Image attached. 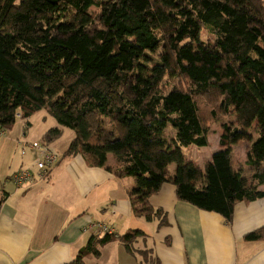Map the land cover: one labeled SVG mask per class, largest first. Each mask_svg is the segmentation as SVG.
Returning <instances> with one entry per match:
<instances>
[{
	"label": "trees",
	"instance_id": "trees-1",
	"mask_svg": "<svg viewBox=\"0 0 264 264\" xmlns=\"http://www.w3.org/2000/svg\"><path fill=\"white\" fill-rule=\"evenodd\" d=\"M41 109L57 122L45 140L67 127L65 154L133 179L136 215L152 218L148 197L170 180L179 200L230 222L237 203L264 197V0H0V131ZM230 115L204 169L184 156ZM253 124L245 175L230 140ZM111 239L93 237L69 264ZM245 239L264 240V224Z\"/></svg>",
	"mask_w": 264,
	"mask_h": 264
},
{
	"label": "crops",
	"instance_id": "crops-1",
	"mask_svg": "<svg viewBox=\"0 0 264 264\" xmlns=\"http://www.w3.org/2000/svg\"><path fill=\"white\" fill-rule=\"evenodd\" d=\"M29 121L0 131V264H69L93 237L108 234L97 223L113 239L95 242L99 253L84 254L86 264H264V240L245 239L264 224V198L237 203L227 222L219 213L179 200L167 180L148 197L156 213L147 219L133 212L132 178L91 166L79 153L65 154L74 136L61 143L62 129L59 137L45 140L52 126L35 134ZM34 141L46 144L58 160L46 178L16 187L12 174L35 170L40 155L31 147ZM114 164V158L106 162ZM259 188L264 191V183ZM129 229L142 234L127 248L119 237Z\"/></svg>",
	"mask_w": 264,
	"mask_h": 264
},
{
	"label": "rangeland",
	"instance_id": "rangeland-1",
	"mask_svg": "<svg viewBox=\"0 0 264 264\" xmlns=\"http://www.w3.org/2000/svg\"><path fill=\"white\" fill-rule=\"evenodd\" d=\"M201 39L207 43L213 45L214 42V34L207 29H203L201 32ZM46 116V119L48 120L47 123L44 122L43 116ZM234 120V115L230 116H222L219 120L216 121H208V146H195L192 144L186 145L182 147V152L184 156L193 161L195 164H197L200 168L204 169L207 162L210 161L211 159V154L217 150L218 148V141H219V136L222 132V126H221V121L227 123V124H232ZM17 122L22 124L23 122L21 120H17ZM31 122H32V127H31V132L33 133H38L41 128L46 125V126H56L57 122L49 116L46 112L45 109H41L34 113L31 116ZM29 128V127H28ZM1 129V128H0ZM63 135L61 136L62 142L64 143L68 140H70L74 136V132L67 128L63 127ZM173 129L167 128L165 131V134L168 138H170L173 134ZM255 124L249 129V130H239V135L230 140V145L232 148V162L233 166L235 169L240 170L242 173L245 175H248V166L246 165V160H247V152H248V146H249V139L248 135L255 136ZM40 135V134H39ZM69 142V141H68ZM113 155L108 154L107 162L112 161ZM172 168H174V164L170 165ZM264 198V197H261ZM260 200V198H259ZM260 203V202H259ZM264 207V200L261 202ZM135 244V243H133Z\"/></svg>",
	"mask_w": 264,
	"mask_h": 264
},
{
	"label": "built area",
	"instance_id": "built-area-1",
	"mask_svg": "<svg viewBox=\"0 0 264 264\" xmlns=\"http://www.w3.org/2000/svg\"><path fill=\"white\" fill-rule=\"evenodd\" d=\"M32 148L37 150L40 157L35 161V170L32 171L29 168H23L12 174L11 180L16 187L31 183L35 179H44L48 176L51 168L58 160V155L51 151L44 143L34 141L31 145ZM24 150H22V153ZM97 229L103 230V232L111 234L106 227L97 223L94 225Z\"/></svg>",
	"mask_w": 264,
	"mask_h": 264
}]
</instances>
